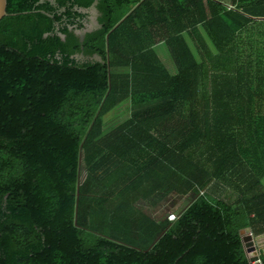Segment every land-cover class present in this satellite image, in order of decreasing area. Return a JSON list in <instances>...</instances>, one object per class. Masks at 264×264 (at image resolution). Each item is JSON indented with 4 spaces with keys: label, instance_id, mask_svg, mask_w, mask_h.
Wrapping results in <instances>:
<instances>
[{
    "label": "trees",
    "instance_id": "1",
    "mask_svg": "<svg viewBox=\"0 0 264 264\" xmlns=\"http://www.w3.org/2000/svg\"><path fill=\"white\" fill-rule=\"evenodd\" d=\"M96 3L100 27L82 38ZM7 12L0 264H264V0H7ZM124 102L131 117L106 134ZM171 195L194 197L176 222L137 207Z\"/></svg>",
    "mask_w": 264,
    "mask_h": 264
},
{
    "label": "rangeland",
    "instance_id": "2",
    "mask_svg": "<svg viewBox=\"0 0 264 264\" xmlns=\"http://www.w3.org/2000/svg\"><path fill=\"white\" fill-rule=\"evenodd\" d=\"M96 27L99 28V25L97 26L96 22L94 21V26L91 28L94 30ZM166 67L171 72L174 70L173 63L170 61ZM123 71L124 68H113V72L119 73ZM133 111L134 108L132 106H129L127 102H124L119 107H117L110 115L109 121L106 122L104 125L105 133L107 134L111 132L113 129L122 124L123 121L131 117ZM85 179V163L83 162L81 169V181L83 182ZM166 198L167 199L165 201L160 203H157L151 198V201H153L152 204L157 203L155 206H151V202L148 203L147 201L140 200V202L137 203V207L147 212L148 214H151L153 217L155 216V218H158L159 220H165L169 218L168 216H170L172 213H180L181 211H183L185 208L188 207L189 204H191L192 200L194 199L192 195L188 197H178L171 195L167 196ZM223 200L232 201L231 193L223 195Z\"/></svg>",
    "mask_w": 264,
    "mask_h": 264
},
{
    "label": "crops",
    "instance_id": "3",
    "mask_svg": "<svg viewBox=\"0 0 264 264\" xmlns=\"http://www.w3.org/2000/svg\"><path fill=\"white\" fill-rule=\"evenodd\" d=\"M96 6H95V9H92L91 8L90 12L92 14H94V16H95V22H96V24L98 26L97 19H98L100 13L97 10ZM154 50L157 53L158 57L160 58V61L162 62V64L165 67L167 66V64L169 63V61L173 63V61H172V59H171V57L169 55V52H168L167 48L163 44H160V45L156 46L154 48ZM173 67H174V70L172 72L170 71V73H173L174 74L176 72V68H175L174 64H173ZM255 242L257 243V246L259 247L260 255L264 254L263 251H262V248L264 247V235H260L259 237H255Z\"/></svg>",
    "mask_w": 264,
    "mask_h": 264
},
{
    "label": "water",
    "instance_id": "4",
    "mask_svg": "<svg viewBox=\"0 0 264 264\" xmlns=\"http://www.w3.org/2000/svg\"><path fill=\"white\" fill-rule=\"evenodd\" d=\"M97 5V3L95 4V6ZM95 6L92 7V9H95ZM8 16V12H7V0H0V21L4 18ZM100 27V26H99ZM93 29H88V30H83L80 31V35L82 36V38H84L86 36L87 32H92ZM98 60H100L99 58H97ZM83 160V157L81 159V162ZM262 251L264 253V247L262 248Z\"/></svg>",
    "mask_w": 264,
    "mask_h": 264
},
{
    "label": "flooded vegetation",
    "instance_id": "5",
    "mask_svg": "<svg viewBox=\"0 0 264 264\" xmlns=\"http://www.w3.org/2000/svg\"><path fill=\"white\" fill-rule=\"evenodd\" d=\"M89 20H90V22H89L88 27H87L86 30H88V29H92L91 27L94 26V21H95V16H94V14H92V13L90 14V16H89Z\"/></svg>",
    "mask_w": 264,
    "mask_h": 264
},
{
    "label": "built area",
    "instance_id": "6",
    "mask_svg": "<svg viewBox=\"0 0 264 264\" xmlns=\"http://www.w3.org/2000/svg\"><path fill=\"white\" fill-rule=\"evenodd\" d=\"M232 7H228V9H231ZM179 219V216H178V213H172L170 216H169V220L172 221V222H176L177 220Z\"/></svg>",
    "mask_w": 264,
    "mask_h": 264
}]
</instances>
